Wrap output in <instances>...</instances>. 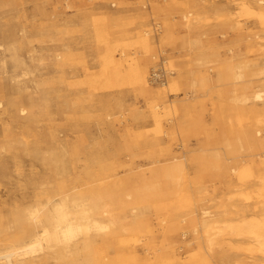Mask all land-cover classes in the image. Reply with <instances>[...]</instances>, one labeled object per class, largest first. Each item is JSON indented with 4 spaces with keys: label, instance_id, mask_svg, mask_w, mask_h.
I'll return each mask as SVG.
<instances>
[{
    "label": "rangeland",
    "instance_id": "1",
    "mask_svg": "<svg viewBox=\"0 0 264 264\" xmlns=\"http://www.w3.org/2000/svg\"><path fill=\"white\" fill-rule=\"evenodd\" d=\"M254 1L264 2L0 0V230L45 205L66 181V167L79 177L77 199L98 218L126 217L123 234L146 224L159 250L215 256L198 221L202 209L233 202L229 180L218 183L225 159L246 151L244 133L264 134V100L252 98L264 91V15L246 10ZM108 44L120 71L103 64ZM146 70L151 89L167 93L157 101L171 111L162 129L151 117L154 99L132 73ZM14 73L22 98L12 89ZM239 170L250 177L248 165ZM8 244L0 236V247ZM84 247L51 264H87Z\"/></svg>",
    "mask_w": 264,
    "mask_h": 264
},
{
    "label": "bare ground",
    "instance_id": "2",
    "mask_svg": "<svg viewBox=\"0 0 264 264\" xmlns=\"http://www.w3.org/2000/svg\"><path fill=\"white\" fill-rule=\"evenodd\" d=\"M246 8L248 14L258 11L264 15L263 1H254ZM140 47L147 49L144 42ZM105 48L104 66L120 71L118 68L121 64L114 49L109 44ZM121 50L126 53L125 47ZM132 73L138 87L154 99L151 117L162 129V114L168 116L171 111L165 106L163 109L166 111L161 112V105L157 101L166 98V90L151 89L147 70ZM258 73L264 75V70ZM22 74L27 73L23 71ZM10 81L15 84L12 89L20 94V98L26 96L19 74L14 73ZM261 81L264 85V77ZM179 82L180 79L171 82L172 91L178 90L176 87ZM219 95L224 99L223 92L220 91ZM252 98L253 101H263L264 91H255ZM17 99H12L11 103L14 104ZM243 101L249 105L251 98L245 96ZM257 106L254 103L252 110L261 112L262 109H257ZM172 107L175 113H179L178 108ZM187 107L183 113H187ZM243 135L242 141L246 145L243 148L246 151L240 152L238 149L232 152L225 159L223 166L226 169L218 178L221 186H227L228 183L232 193L238 195L231 204L216 203L213 211L203 208L198 220L205 235L204 245L214 251L215 256L206 257L199 251L194 253V248L188 247L184 252V255L188 254L186 257L175 248L159 250L156 247V235L151 226L146 224L140 229L131 227L127 234H123L126 217L117 215L110 223L98 218L96 209L93 211L77 199L79 196L75 194V189L79 177L63 167L60 171L63 176L67 175L66 181L54 187L53 194L51 192L52 195L47 196L46 204L15 216L14 225L0 230V236L10 241V244L0 247V264H51V260L71 253L80 246L90 250L91 258L87 264H213L214 261L217 264H264V134L258 131ZM171 165L178 168L181 174L184 173V163L177 157L173 158ZM242 165L250 167V177L242 178L239 172ZM231 175H237V179L234 181ZM40 183L44 185L47 181L41 180ZM84 184L88 186L86 182ZM2 213L0 210V217ZM115 244L117 246L114 247ZM180 244L176 238L174 246L179 248ZM113 247L115 255L109 257L108 249ZM37 253L40 255L36 256Z\"/></svg>",
    "mask_w": 264,
    "mask_h": 264
},
{
    "label": "built area",
    "instance_id": "3",
    "mask_svg": "<svg viewBox=\"0 0 264 264\" xmlns=\"http://www.w3.org/2000/svg\"><path fill=\"white\" fill-rule=\"evenodd\" d=\"M158 77V78H157ZM161 79V77H159L158 76V74H156V75H154V79H153V81H157V80H160ZM163 80H164V82H165V76H163Z\"/></svg>",
    "mask_w": 264,
    "mask_h": 264
}]
</instances>
